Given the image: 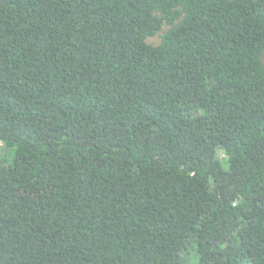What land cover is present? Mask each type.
Instances as JSON below:
<instances>
[{
	"label": "trees",
	"instance_id": "16d2710c",
	"mask_svg": "<svg viewBox=\"0 0 264 264\" xmlns=\"http://www.w3.org/2000/svg\"><path fill=\"white\" fill-rule=\"evenodd\" d=\"M190 256L264 264V0H0V264Z\"/></svg>",
	"mask_w": 264,
	"mask_h": 264
},
{
	"label": "rangeland",
	"instance_id": "374dc122",
	"mask_svg": "<svg viewBox=\"0 0 264 264\" xmlns=\"http://www.w3.org/2000/svg\"><path fill=\"white\" fill-rule=\"evenodd\" d=\"M149 42L150 43H153V44H157V43L160 42V37H156L154 39H151V40H149ZM3 155H4V153L2 152L1 153V156H3ZM186 264H192V258H191V256L189 257V259H187Z\"/></svg>",
	"mask_w": 264,
	"mask_h": 264
}]
</instances>
